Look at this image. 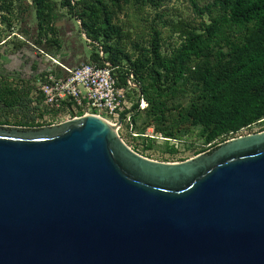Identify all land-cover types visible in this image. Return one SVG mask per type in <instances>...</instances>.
<instances>
[{
  "label": "water",
  "instance_id": "obj_1",
  "mask_svg": "<svg viewBox=\"0 0 264 264\" xmlns=\"http://www.w3.org/2000/svg\"><path fill=\"white\" fill-rule=\"evenodd\" d=\"M0 264H264V130L165 162L95 114L0 125Z\"/></svg>",
  "mask_w": 264,
  "mask_h": 264
},
{
  "label": "trees",
  "instance_id": "obj_2",
  "mask_svg": "<svg viewBox=\"0 0 264 264\" xmlns=\"http://www.w3.org/2000/svg\"><path fill=\"white\" fill-rule=\"evenodd\" d=\"M190 3L197 24L159 11L162 21L153 24L148 45L134 41L131 51L135 31L126 28L127 19L139 22L147 7L161 8L166 0H7L1 20L10 25L17 19L25 33L36 35L41 51L57 54L63 47L58 8H66L94 48L87 61L114 67L119 86L136 94L134 125L144 114L146 126L155 122L169 138L198 139L204 147L198 154L264 121V0ZM53 70L67 74L59 65ZM30 90L27 81L15 87L0 73V125L9 124L1 116L10 110L28 116ZM28 123L18 124L35 125Z\"/></svg>",
  "mask_w": 264,
  "mask_h": 264
},
{
  "label": "rangeland",
  "instance_id": "obj_3",
  "mask_svg": "<svg viewBox=\"0 0 264 264\" xmlns=\"http://www.w3.org/2000/svg\"><path fill=\"white\" fill-rule=\"evenodd\" d=\"M5 1L7 0H0V73L4 74L7 81L15 87L22 84V81H27L28 85L31 86L30 94L34 87H38L41 72L49 67H56L58 64L48 59L46 52L40 50L39 44L35 41L36 35L32 36L33 32L27 34L24 32L25 30H22L23 26L20 21L13 19L9 25L8 22L1 20V15L4 13L1 5ZM56 1L60 3V0ZM159 11H165L171 14L173 18H185L195 24L200 21V17L193 12L190 0H166V4L161 6V8L153 9L147 7L144 11L146 13L144 18L139 22H132L124 18L128 20H126V28L134 29L135 31L132 38L128 40L129 51L133 49L132 44L134 41H139L144 46L148 45L153 24H156L159 20L162 21L156 16ZM58 14L57 27L63 41V47L57 54L52 53L49 55L57 58L58 62L70 67L87 61L94 48L80 30L78 20L70 17L66 8L62 10L58 8ZM28 26L32 27V24ZM176 39L177 36L175 35L171 41ZM168 44L169 40L164 44V53L167 51ZM136 99L134 92L126 90V101L122 106V110L126 111L128 107L131 108ZM6 113L8 115L2 114L1 119H8L7 122L9 124H5L7 126L35 127L38 124V128L42 127L40 125L53 124L57 121L56 117L61 122L66 118L63 116L67 115L66 111L48 110L45 112V118L48 121L41 120L44 118L42 111H39V113L35 111L33 114L30 111L27 113L28 116H24L22 112L12 110ZM33 117H38L39 123L36 119L33 120ZM20 120H26L29 121L28 124L35 125H20L18 124ZM32 121L34 123H31ZM149 121L144 114L137 115L133 131H130L126 125L118 130L122 139L139 154L157 161L174 162L194 157L197 152L204 149L198 139H190L187 136L182 137V139L169 138L163 132L155 129V122L146 126ZM262 130H264V121L243 129L239 135L256 133ZM134 133H138V135ZM149 144L151 146H147ZM219 144L214 147L210 146V149L206 151L213 150Z\"/></svg>",
  "mask_w": 264,
  "mask_h": 264
},
{
  "label": "built area",
  "instance_id": "obj_4",
  "mask_svg": "<svg viewBox=\"0 0 264 264\" xmlns=\"http://www.w3.org/2000/svg\"><path fill=\"white\" fill-rule=\"evenodd\" d=\"M46 57L61 66L67 74L57 76L54 67L46 69L39 78L38 87H34L29 94L32 114L35 111L37 113L42 111L44 118L41 120H48L45 118V112L48 110L66 111L67 115L63 116L66 118L61 122L95 114L117 124V130L124 125L128 126L130 131L134 130L133 111L130 107L126 112L122 110L128 88L119 86L114 67L93 60L70 67L47 53ZM129 83L132 84L130 81ZM140 104L141 106L144 104L143 98L140 99ZM123 112L125 114H122ZM33 118L39 123L38 117ZM56 119L57 121L50 125L61 123L58 117ZM38 126L37 124L35 127Z\"/></svg>",
  "mask_w": 264,
  "mask_h": 264
},
{
  "label": "bare ground",
  "instance_id": "obj_5",
  "mask_svg": "<svg viewBox=\"0 0 264 264\" xmlns=\"http://www.w3.org/2000/svg\"><path fill=\"white\" fill-rule=\"evenodd\" d=\"M111 123V125L113 126L114 129H117L118 128V125L117 124H114L113 122L109 121Z\"/></svg>",
  "mask_w": 264,
  "mask_h": 264
}]
</instances>
